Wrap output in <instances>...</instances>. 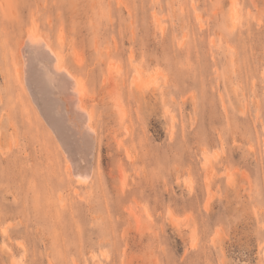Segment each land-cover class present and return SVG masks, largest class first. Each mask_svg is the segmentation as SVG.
I'll return each instance as SVG.
<instances>
[{"label": "rangeland", "instance_id": "rangeland-1", "mask_svg": "<svg viewBox=\"0 0 264 264\" xmlns=\"http://www.w3.org/2000/svg\"><path fill=\"white\" fill-rule=\"evenodd\" d=\"M33 30L87 93L88 182L23 81ZM0 264H264V0H0Z\"/></svg>", "mask_w": 264, "mask_h": 264}, {"label": "bare ground", "instance_id": "bare-ground-1", "mask_svg": "<svg viewBox=\"0 0 264 264\" xmlns=\"http://www.w3.org/2000/svg\"><path fill=\"white\" fill-rule=\"evenodd\" d=\"M36 32L28 31L21 40L23 81L38 112L61 142L66 158L70 160L71 166H68L71 171L73 169V177L88 182L95 169L97 132L92 127L91 111L87 110L83 99L87 93L51 44ZM137 78L135 81L139 85L149 86L142 71L138 72Z\"/></svg>", "mask_w": 264, "mask_h": 264}]
</instances>
